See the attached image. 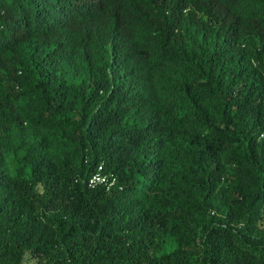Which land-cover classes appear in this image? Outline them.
<instances>
[{
    "label": "trees",
    "instance_id": "obj_1",
    "mask_svg": "<svg viewBox=\"0 0 264 264\" xmlns=\"http://www.w3.org/2000/svg\"><path fill=\"white\" fill-rule=\"evenodd\" d=\"M25 260L264 264V0H0V264Z\"/></svg>",
    "mask_w": 264,
    "mask_h": 264
},
{
    "label": "built area",
    "instance_id": "obj_2",
    "mask_svg": "<svg viewBox=\"0 0 264 264\" xmlns=\"http://www.w3.org/2000/svg\"><path fill=\"white\" fill-rule=\"evenodd\" d=\"M114 184L115 176L112 173L104 172L102 164H99L87 179L89 187L103 186L105 189H109Z\"/></svg>",
    "mask_w": 264,
    "mask_h": 264
},
{
    "label": "rangeland",
    "instance_id": "obj_3",
    "mask_svg": "<svg viewBox=\"0 0 264 264\" xmlns=\"http://www.w3.org/2000/svg\"><path fill=\"white\" fill-rule=\"evenodd\" d=\"M38 189L40 190L41 188L38 187ZM23 264H32V262H30L29 260H25Z\"/></svg>",
    "mask_w": 264,
    "mask_h": 264
}]
</instances>
